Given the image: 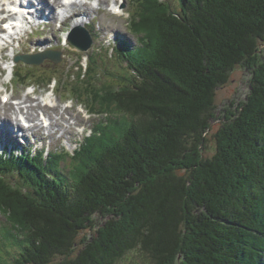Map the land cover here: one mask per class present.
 Instances as JSON below:
<instances>
[{
	"label": "trees",
	"instance_id": "obj_1",
	"mask_svg": "<svg viewBox=\"0 0 264 264\" xmlns=\"http://www.w3.org/2000/svg\"><path fill=\"white\" fill-rule=\"evenodd\" d=\"M133 3L138 43L108 50L123 71L97 85L93 58L73 85L105 115L75 154L0 152V264H262L264 0ZM238 67L250 93L211 136ZM26 69L18 85L46 77Z\"/></svg>",
	"mask_w": 264,
	"mask_h": 264
},
{
	"label": "rangeland",
	"instance_id": "obj_2",
	"mask_svg": "<svg viewBox=\"0 0 264 264\" xmlns=\"http://www.w3.org/2000/svg\"><path fill=\"white\" fill-rule=\"evenodd\" d=\"M113 3L114 0H104V2H102V5H100L101 8L98 6L96 0H94L91 4L96 8L92 10L91 14H87V16H89L88 21L91 23L90 28L94 31L96 39L92 48L87 52L77 50L72 44H70L69 46H66L64 44V42H66L64 40L68 36L69 30L73 25V21L71 22V20H69L67 24L64 25L57 23L53 26L49 25L45 31L44 29H40L36 34H27L24 38H22L21 42H16L17 46L19 47L17 48L15 55L21 52H32L33 49H36L37 47L40 50L50 48L53 50H59L62 52L63 58V61L58 64L47 60L40 66L29 65L36 66V69L31 70L32 75L36 72L39 74L38 77L40 76V74L46 75L43 81L35 82L36 84H38L37 87L26 88L23 84L17 85L15 84L17 80L13 83V78H11V69L8 72L6 70L5 78L2 77V80H12L8 86L10 89L9 94L12 95L13 99H10V102L6 104L1 98L2 96L0 97L1 115H5L6 110L8 114L12 115L13 118L16 119V117H14V114L17 111H15L14 113V110L11 108L16 107L18 109L19 105L14 104L11 106V104L15 102L14 99H16V96H21V98H23L28 93H31L30 102H33V104L42 103L43 101L40 100H42L45 96L51 94L53 95L52 97L54 98V103H58V107L61 106L64 110L65 108H67L66 111H60V109L58 110V108H55L54 110L49 109L48 112L51 113V116L54 120L60 119L59 121H61L63 130L61 129L57 131V133L51 135H49L50 133H48L49 130H44V132L42 133V135L39 136V138H34L32 134L28 133L30 135V139L28 141L30 147L34 146V142H38V148L40 149L42 145L41 141L43 140L44 145L48 146L49 149H58L60 152L73 153L77 148L78 144H80L84 137L91 132L94 125L98 123L100 119H103L105 117L104 114L95 113L94 115H90L87 112V106L81 104L82 101L77 97H74L75 90L73 89V85L75 83L78 84L81 75V68L82 66L87 68L88 59L90 57H92V59L94 58L95 62L96 59L97 61L100 60V77L96 79L97 85L100 83L99 81L103 82L109 80V75L105 72L111 71V73L117 75L123 71L121 63L117 59H110L109 56H107L106 54L107 50L109 49V42L112 41V44H114L116 39L122 37L130 40L133 45H136L138 43L137 35L132 32L131 28H129L130 26H128L129 20L131 18V16H129V12H135V3H133V0L122 1L121 7L124 9V12L121 15H116L113 13ZM60 4V0H57L55 6H59ZM79 8L80 7H78V9ZM37 43L39 44L38 46H36ZM13 51L14 49L11 48L8 51H5V53L13 55ZM5 53H3V51H0V60L4 57ZM262 54L264 55V48L262 49ZM10 64H16L15 60L13 59ZM6 66V62L1 63L0 61V68L3 69L2 72L5 71ZM17 66H19L18 71L20 72V69L22 67L21 62H19ZM24 70H27L26 67H24ZM52 75H54L53 78H57V88L53 87L55 80L52 81L53 78L49 80V77L51 78ZM30 78L32 79V77ZM250 79L251 73L241 67H238L232 73L229 83L218 88L216 96L218 119L213 121L211 136L221 126V123L223 122V117L226 114V109L232 108L236 111L237 108L240 106L239 104L247 100V97L251 90ZM35 89L37 90V92L33 93L32 91H34ZM36 98H39V100L34 101V99ZM45 110L47 111L48 109L45 108ZM39 111H41L40 108L31 111V113L33 114V119L37 123H40ZM62 112H64L63 115ZM72 115L77 116L78 119L75 120ZM63 119H67V121ZM64 129H67V131L64 132ZM16 143L21 144L22 141L17 139ZM215 147L216 144L214 142V139L210 138V141L208 142V147L206 151L204 150L205 156L211 157L215 152ZM58 167L62 168L64 173H68V171L73 168V160L63 158L61 159ZM4 219L6 220L5 216L0 215V227ZM95 220L98 224L104 222V218L100 216H96ZM92 233H94L93 230L88 229L86 233H82L80 235L79 240H81L85 236L90 237ZM250 233L252 235L256 234L257 236H259V233H256L255 231H251ZM8 248L13 249L12 246H8ZM3 249L4 251L2 252V256L3 258H7L8 253L6 251V246H4ZM61 258L62 257H56L52 264H58L62 260ZM128 263L129 261L125 260L121 261L119 264ZM262 264H264V255L262 258Z\"/></svg>",
	"mask_w": 264,
	"mask_h": 264
},
{
	"label": "bare ground",
	"instance_id": "obj_3",
	"mask_svg": "<svg viewBox=\"0 0 264 264\" xmlns=\"http://www.w3.org/2000/svg\"><path fill=\"white\" fill-rule=\"evenodd\" d=\"M32 1V0H30ZM38 3L35 4V8L36 10L34 11L35 13V17L37 19H40L43 17V15H47L48 18L50 19L49 21H57L58 19H62L61 17L63 16V12L65 13L64 17H63V23L68 20V17H71L72 15L75 14V10L78 9V7L80 8H84L86 11V14H91L92 10L95 8V6H90L88 3V0H60L61 4L59 6H55V3L57 0H37ZM97 2L100 1V3L104 2V0H96ZM1 2V0H0ZM10 4L8 9L9 11H12V4L14 3V1H9V0H4L3 4ZM113 4H118L117 0H114ZM113 7H116L113 5ZM47 9H49L50 11L48 12ZM123 11V9L121 8V12ZM58 13V15H57ZM12 15H14V13H12ZM68 18V19H67ZM87 23V19L84 17H78V20L74 23V26H79V25H83L85 26ZM33 28V27H32ZM29 31V29L27 30V32ZM27 34V33H26ZM25 34V35H26ZM24 33L22 36L17 37L15 36V34L10 35L8 39H11V46H15L16 42L21 40L24 36ZM15 36V37H14ZM9 43V42H8ZM45 43V42H42ZM41 43V44H42ZM5 49V45L2 46V48H0V51L4 53ZM3 58H7V55L4 54ZM2 58V59H3ZM16 68V67H15ZM15 68H14V73H15ZM8 81V79L6 80H2V76H0V93L1 90L5 87L6 88V82ZM30 94L28 93L20 102H16L15 105H19L18 109L16 107H12L11 109L15 111H17L14 114V117H16V119L13 118L12 115L8 114L6 112L5 117L0 115V141H6L8 139L12 140V139H16L19 136H26L29 135L27 132H23V131H19V130H15L13 128V126L17 125V126H26V130L28 131H32V130H39L41 127L46 128L47 130H49L50 134H55L57 133V131L59 130H63L61 121H59L60 119H53V117L51 116V113H49V109L48 106H46L44 104L45 103H52V105L55 107L51 110H54L55 108H58V110L60 109V111H66L67 108H65V110L58 105H56L53 101V98L51 95L44 97V101L42 103H37V104H33V102H30ZM9 91L4 93V95H2V97L5 99L9 98ZM39 98L34 99V101H38ZM94 100V99H92ZM95 101V100H94ZM96 102V101H95ZM37 108H40L44 114V118H39V120H43V123H37L35 122V120L33 119V114L31 113V111L36 110ZM45 108H47L48 110L46 111ZM64 112H62L63 115ZM40 115V114H39ZM19 116V119H18ZM75 120H77V116H74ZM26 120L27 122H29V125H26ZM65 121H67V119H63ZM48 122H50L48 124ZM67 131V129H64V132ZM31 134V133H30Z\"/></svg>",
	"mask_w": 264,
	"mask_h": 264
},
{
	"label": "water",
	"instance_id": "obj_4",
	"mask_svg": "<svg viewBox=\"0 0 264 264\" xmlns=\"http://www.w3.org/2000/svg\"><path fill=\"white\" fill-rule=\"evenodd\" d=\"M70 42L82 51H89L93 45V38L87 29L80 28L70 36ZM48 59L54 63H60L63 61L62 52L49 50L36 55L18 56L16 60L34 65H42Z\"/></svg>",
	"mask_w": 264,
	"mask_h": 264
}]
</instances>
